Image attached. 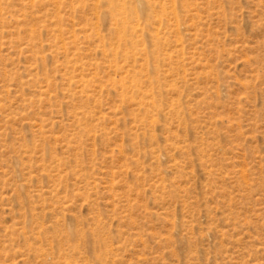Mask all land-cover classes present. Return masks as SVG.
Wrapping results in <instances>:
<instances>
[{
	"label": "rangeland",
	"instance_id": "374dc122",
	"mask_svg": "<svg viewBox=\"0 0 264 264\" xmlns=\"http://www.w3.org/2000/svg\"><path fill=\"white\" fill-rule=\"evenodd\" d=\"M0 264H264V0H0Z\"/></svg>",
	"mask_w": 264,
	"mask_h": 264
}]
</instances>
